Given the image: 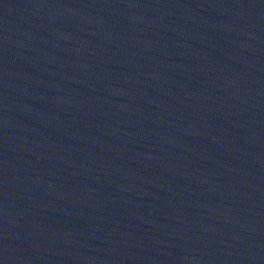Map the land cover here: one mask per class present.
Masks as SVG:
<instances>
[{
  "label": "water",
  "instance_id": "1",
  "mask_svg": "<svg viewBox=\"0 0 264 264\" xmlns=\"http://www.w3.org/2000/svg\"><path fill=\"white\" fill-rule=\"evenodd\" d=\"M0 209L94 264H264V0H0Z\"/></svg>",
  "mask_w": 264,
  "mask_h": 264
}]
</instances>
